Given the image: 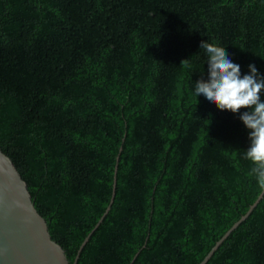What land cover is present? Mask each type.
<instances>
[{
	"label": "trees",
	"instance_id": "16d2710c",
	"mask_svg": "<svg viewBox=\"0 0 264 264\" xmlns=\"http://www.w3.org/2000/svg\"><path fill=\"white\" fill-rule=\"evenodd\" d=\"M203 41L264 77V0H0V149L70 264L116 164L76 264H198L262 192ZM205 264H264V193Z\"/></svg>",
	"mask_w": 264,
	"mask_h": 264
},
{
	"label": "water",
	"instance_id": "95a60500",
	"mask_svg": "<svg viewBox=\"0 0 264 264\" xmlns=\"http://www.w3.org/2000/svg\"><path fill=\"white\" fill-rule=\"evenodd\" d=\"M122 147L120 148V150ZM119 155L117 157V163ZM110 203L82 241L75 260L90 236L104 220L116 194V171ZM264 189L250 208L215 243L198 264H205L222 241L252 212L262 198ZM0 264H70L65 249L52 238L46 218L37 210L26 180L11 158L0 149Z\"/></svg>",
	"mask_w": 264,
	"mask_h": 264
},
{
	"label": "clouds",
	"instance_id": "9594fccd",
	"mask_svg": "<svg viewBox=\"0 0 264 264\" xmlns=\"http://www.w3.org/2000/svg\"><path fill=\"white\" fill-rule=\"evenodd\" d=\"M200 48L208 54V78L197 81L196 94H202L220 110L236 113L242 108L248 109L240 115L246 128L250 129L251 144L246 150V158L255 165L251 172L264 189V101L260 98L264 77L254 64H249V73L241 77L240 65L229 59L225 47L203 41Z\"/></svg>",
	"mask_w": 264,
	"mask_h": 264
}]
</instances>
